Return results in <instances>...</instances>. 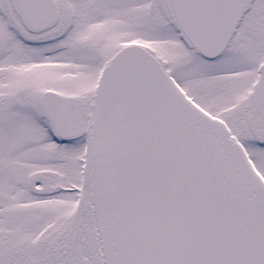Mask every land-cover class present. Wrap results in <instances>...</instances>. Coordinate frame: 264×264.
<instances>
[{
  "label": "snow or ice",
  "instance_id": "6c2138e0",
  "mask_svg": "<svg viewBox=\"0 0 264 264\" xmlns=\"http://www.w3.org/2000/svg\"><path fill=\"white\" fill-rule=\"evenodd\" d=\"M0 264H264V0H0Z\"/></svg>",
  "mask_w": 264,
  "mask_h": 264
}]
</instances>
